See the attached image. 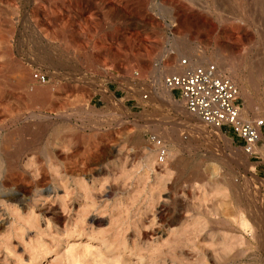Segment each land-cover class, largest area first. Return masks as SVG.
<instances>
[{
	"label": "rangeland",
	"instance_id": "obj_1",
	"mask_svg": "<svg viewBox=\"0 0 264 264\" xmlns=\"http://www.w3.org/2000/svg\"><path fill=\"white\" fill-rule=\"evenodd\" d=\"M181 56L260 112L264 0H0V264H264V139L168 95Z\"/></svg>",
	"mask_w": 264,
	"mask_h": 264
},
{
	"label": "built area",
	"instance_id": "obj_2",
	"mask_svg": "<svg viewBox=\"0 0 264 264\" xmlns=\"http://www.w3.org/2000/svg\"><path fill=\"white\" fill-rule=\"evenodd\" d=\"M176 65L175 70L164 75L165 87L177 92L186 110L202 123L231 133L247 154L256 156L258 142L264 139V109L252 116L244 115L239 86L215 62L181 56ZM131 74L137 78L139 71L135 68ZM30 77L44 82L47 74L33 70ZM142 97L146 98L147 93ZM146 140L154 145L157 162L165 163L169 150L164 141L152 132L147 133Z\"/></svg>",
	"mask_w": 264,
	"mask_h": 264
},
{
	"label": "bare ground",
	"instance_id": "obj_3",
	"mask_svg": "<svg viewBox=\"0 0 264 264\" xmlns=\"http://www.w3.org/2000/svg\"><path fill=\"white\" fill-rule=\"evenodd\" d=\"M262 34H263V33H262ZM261 61H262V60H261ZM262 64L264 65L263 62H262ZM263 65H262V66H263ZM256 66H259L258 68H256V70H257L256 72H258V74H259V73L262 74V73L264 72V68L261 67L260 64H258V65H256ZM260 74H259V75H260ZM167 89H168V88H167ZM169 91H170V90L168 89L167 94L171 96V94H170ZM216 130H219V129L216 128ZM2 149H3V148H2ZM4 156H6V155H4ZM1 187H2V186H1ZM1 187H0V195L7 196V191L4 192V191L2 190ZM9 195H10V194H9ZM239 218H240V217H239ZM239 223H240V225H242L244 228H245V227L247 228V221L244 219V217H243V218H242V217L240 218V222H239ZM76 257H77V256H76ZM76 257H75V258H76ZM78 257H79V256H78ZM93 259H94V258H93ZM95 260H96V259H95ZM87 262H88V261H87ZM89 262H90V261H89ZM96 262H99V261H96ZM100 262H101V260H100ZM102 262H103V261H102ZM102 262H101V263H102ZM115 263L118 264L117 261H116ZM93 264H94V263H93ZM102 264H103V263H102Z\"/></svg>",
	"mask_w": 264,
	"mask_h": 264
}]
</instances>
